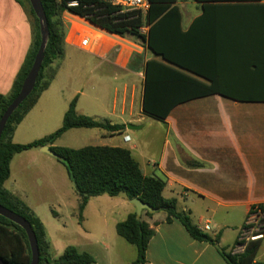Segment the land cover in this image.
<instances>
[{
	"label": "crops",
	"instance_id": "obj_1",
	"mask_svg": "<svg viewBox=\"0 0 264 264\" xmlns=\"http://www.w3.org/2000/svg\"><path fill=\"white\" fill-rule=\"evenodd\" d=\"M177 3L184 31H191L190 55L194 59L198 52L196 63L210 73L209 79L198 78L215 83L220 91L178 103L163 121L150 116L144 111V89L147 62L155 58L154 53L134 37L111 33L66 11L65 57L48 89L17 125L13 141L26 144L53 133L61 127L72 100L86 96L91 85L92 117L125 125V129L110 132L101 128H73L52 146L84 147L60 143L68 133L79 131L82 136L98 140L92 145L130 149L144 174L166 177L164 196L177 199L178 210L189 212L194 224L212 238H218L215 244L194 239L179 220L166 222L165 211L152 216L143 212V219L155 231L145 264H228L222 250H233L238 255L244 252L248 242L241 247L235 242L245 230L256 228L258 217L254 208L264 206V22L259 17L264 12L251 6L205 7L197 0ZM32 17L18 0H0L2 94L12 91L32 47L35 34ZM82 68L92 72L91 81L80 74ZM77 104L78 113L85 115ZM129 124L140 127L129 129ZM126 135L130 136L128 141L124 140ZM142 138L147 140L146 152L140 149ZM38 148L36 157H30L32 149L13 157L5 186L41 219L54 249L47 223L63 231L56 222L61 214L51 211L47 203L42 205L43 199L31 198L18 183V174L29 175L32 181L29 190L56 188L48 180L47 185L38 182L42 169L34 165L36 160L56 159L45 153L43 147ZM29 164L34 169L29 170ZM64 177L61 176L62 180ZM117 197L121 200L111 205V210L108 208L116 232L117 223L136 212L129 199ZM76 202L71 214L79 207L78 193ZM205 225L210 229L205 230ZM7 233L12 235L0 228V247L6 256L14 257L13 247L5 245L1 237ZM101 238H106L107 243L98 244L99 238L95 241L93 238L92 251L80 244L73 246L92 254L96 260L92 264H125L122 252L128 249L126 240L111 232ZM260 241L256 261H264V239ZM67 246H63L64 250ZM52 254L55 258L53 251ZM20 255V261H27L28 253L23 246ZM136 257L137 250L126 264H134Z\"/></svg>",
	"mask_w": 264,
	"mask_h": 264
},
{
	"label": "trees",
	"instance_id": "obj_2",
	"mask_svg": "<svg viewBox=\"0 0 264 264\" xmlns=\"http://www.w3.org/2000/svg\"><path fill=\"white\" fill-rule=\"evenodd\" d=\"M33 16L35 34L32 47L28 51L16 76L12 91L0 93V119L10 103L17 97L27 77L41 44L39 19L29 0H18ZM49 25V38L45 57L39 71L32 93L14 111L8 120L0 139V203L8 209L25 217L32 225L38 240L39 264H92L96 260L88 252H80L77 247L69 245L62 255L54 258L52 245L46 228L35 212L18 196L5 186L11 174L13 157L33 147L50 146L67 169L79 196L78 213L83 219V211L89 200L100 195L124 196L127 199L140 198L159 211L167 214L166 222L179 220L189 234L197 240L218 243L193 223L189 212L180 211L177 199L166 198L163 194L167 179L163 175H146L139 161L130 149L101 145H87L81 148L52 146L65 132L73 128H101L110 132H120L125 125L112 124L107 119L79 114L76 110L77 97L72 100L66 111L61 127L43 138L26 144L15 143L13 136L17 125L38 102L41 94L48 89L56 77L62 60L65 57L66 26L64 12L84 17L91 23L121 36L134 37L149 48L155 55L146 66L144 89V111L152 117L165 120L171 109L178 103L190 99L211 95L221 89L215 83H206L198 77L210 78L209 70L200 67L190 55L189 40L191 31L186 32L182 25V12L178 0H150L147 14L140 11H124L103 0H41ZM205 7L251 6L264 12L262 0H197ZM262 21L264 22V16ZM201 19V18H200ZM196 20V23L199 20ZM146 26L148 30L142 32ZM192 30V28L190 29ZM193 73L194 75H192ZM235 98L237 96L228 95ZM146 215L153 214L147 210ZM246 225L244 226V228ZM0 228L9 230L2 235L5 245L14 249V257H8L0 247V258L13 264H30L31 248L25 230L18 224L0 215ZM117 233L127 242L134 245L137 257L134 264H145L149 242L155 231L150 224L130 213L124 221L116 225ZM240 243L236 240L235 245ZM234 245V246H235ZM20 246L28 253L27 261H20ZM261 247L260 240L249 241L244 252L233 254V250H222L228 264H264L256 261Z\"/></svg>",
	"mask_w": 264,
	"mask_h": 264
},
{
	"label": "rangeland",
	"instance_id": "obj_3",
	"mask_svg": "<svg viewBox=\"0 0 264 264\" xmlns=\"http://www.w3.org/2000/svg\"><path fill=\"white\" fill-rule=\"evenodd\" d=\"M78 54L84 53L79 52ZM80 74L83 76V78L89 79L90 81L92 80V72L88 69L82 68ZM87 93L88 94L86 96L77 97V109L81 108L85 112V115L92 116L93 109L91 85L89 86V89H87ZM97 141L98 140H92V137L82 136L79 131H73V133H68L65 135L60 143H69L81 147L99 143ZM31 149L32 150L29 152L30 157H36L38 152L37 150L39 148L33 147ZM140 149L143 152L148 151L147 140L144 138H142ZM45 158L46 157H41L34 163L35 166L40 165L39 169H42V176L38 182H42L44 185H47L49 184L47 183L48 180L51 184L55 185L56 188L51 189L49 186V190L46 188H36L33 191L29 190L28 186L32 182L30 179H28L29 175L26 177H21L20 174H18V183L20 184V187L23 189V191H27V193L29 192L31 198L38 200L43 199L42 205L47 203L51 211L54 209L61 214V217L57 218L56 222H58V224L63 227V231L60 232L57 228L47 223L52 235V239L54 240L56 246L54 249H52L55 258H58L60 255H62L64 251V245L80 244L82 247H86V249L92 251L93 238L94 241L96 238H99L98 244H100V242L106 244V238H101L103 235H107L109 232H111V234L113 233L117 236V232L115 231L112 224L110 206L115 204L116 201L121 200V198L110 195H101L91 198L83 211V219L81 220L78 209L76 211L74 210L75 214H71V210L77 206V193L74 184L68 178L64 164L57 158L53 159L55 161H48V159ZM29 165V170L34 169V165ZM21 170H25V168ZM62 175L65 176L63 180L61 178ZM108 208L110 210H108ZM41 213L44 216V212L42 211ZM262 222L263 221L261 220L258 221V224H256V230L260 228L261 225H263ZM125 244L128 246V249L123 250L122 258L126 264V262H129L130 259L135 256L136 247L129 242L127 243V241ZM119 257L121 258V256ZM117 259L118 256L114 255V260Z\"/></svg>",
	"mask_w": 264,
	"mask_h": 264
},
{
	"label": "water",
	"instance_id": "obj_4",
	"mask_svg": "<svg viewBox=\"0 0 264 264\" xmlns=\"http://www.w3.org/2000/svg\"><path fill=\"white\" fill-rule=\"evenodd\" d=\"M30 4L36 14V16L39 19V25H40V34H41V44L39 47V50L36 54L35 60L33 62V65L31 67V70L29 71L27 77L25 78L22 87L20 89L19 94L17 97L10 103V105L7 107L6 111L2 115L0 119V139L2 136V133L4 131V128L14 113V111L23 103V101L32 93V91L35 88L36 81L39 75V71L41 69L44 57H45V50L49 38V25L47 16L42 4L41 0H29ZM140 126L129 124V129H137ZM43 151L53 157H58L57 153L53 151L49 146H44ZM130 202L134 205L136 208V217L138 219L141 218L143 211L147 210L150 213H155L159 211L156 208H153L150 204L145 203L140 198H132L130 199ZM0 215L8 218L9 220L13 221L14 223L20 225L26 232L28 236L29 245L31 248V262L30 264H39L40 262V252H39V245L36 233L31 225V223L22 215L8 209L4 205L0 203ZM0 264H13L10 262H7L0 258Z\"/></svg>",
	"mask_w": 264,
	"mask_h": 264
},
{
	"label": "built area",
	"instance_id": "obj_5",
	"mask_svg": "<svg viewBox=\"0 0 264 264\" xmlns=\"http://www.w3.org/2000/svg\"><path fill=\"white\" fill-rule=\"evenodd\" d=\"M113 6H118L121 9V12L124 11H140L143 15L147 14L149 7L151 5L150 0H103ZM142 32L147 31V27L144 26L141 28ZM84 42L87 43V39H84ZM130 139L129 135L124 136V140L128 141ZM254 211L258 217V221H263L262 224L264 225V206H256ZM257 221V224H258ZM261 225L260 228L256 230V228H249L248 230L244 231L239 238L240 243H238L239 247L241 245H246L249 241L254 240H262L264 239V226ZM205 230H209L210 227L208 225L204 226ZM236 254V253H233Z\"/></svg>",
	"mask_w": 264,
	"mask_h": 264
}]
</instances>
